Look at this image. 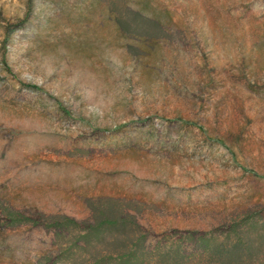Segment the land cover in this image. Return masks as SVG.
<instances>
[{"label":"rangeland","instance_id":"rangeland-1","mask_svg":"<svg viewBox=\"0 0 264 264\" xmlns=\"http://www.w3.org/2000/svg\"><path fill=\"white\" fill-rule=\"evenodd\" d=\"M97 203L151 242L264 222V0H0V225ZM55 254L0 226V264Z\"/></svg>","mask_w":264,"mask_h":264},{"label":"trees","instance_id":"trees-1","mask_svg":"<svg viewBox=\"0 0 264 264\" xmlns=\"http://www.w3.org/2000/svg\"><path fill=\"white\" fill-rule=\"evenodd\" d=\"M117 25L151 31L153 23L125 7ZM91 216L32 220L3 211L1 227H41L52 235L55 256L37 264H264V222L256 214L230 220L214 231L164 234L149 241L147 233L118 203L89 205Z\"/></svg>","mask_w":264,"mask_h":264}]
</instances>
